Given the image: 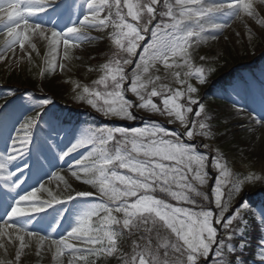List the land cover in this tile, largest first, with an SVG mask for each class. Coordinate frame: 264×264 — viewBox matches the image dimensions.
<instances>
[{"label": "snow or ice", "instance_id": "obj_1", "mask_svg": "<svg viewBox=\"0 0 264 264\" xmlns=\"http://www.w3.org/2000/svg\"><path fill=\"white\" fill-rule=\"evenodd\" d=\"M259 3L264 5V0H259ZM157 4L158 0H122V2L121 0H81L79 4L77 0H0V29L3 30L0 32L2 35L0 60L5 58L8 51H14L17 45L23 51L26 43L31 44L30 34H39L48 41L52 54L49 67L55 68V53L61 43L64 47V56L67 58L70 48L90 38L87 29H102L111 23L116 29L110 34L112 43L119 50L126 52L129 58L120 59L117 53L102 64L100 67L103 75L93 83L103 86L106 90L100 91L97 88L84 86L82 93H78L76 99L85 101L105 117L133 121L137 119L132 111L135 107L148 112L160 111L152 97L160 96L161 92L155 87L147 92L153 79L142 78L149 72L150 63L161 61L165 67L170 68L175 64L174 60L173 63H169L170 58L181 57L182 64L188 68L184 76L186 78L195 76L199 83L206 82V73L210 70L194 67L188 55L192 38H200L205 31L203 20L221 14L226 21L233 17L236 19L248 17L256 24L264 26V17L260 16V12L254 6V0H231L227 4L212 3L207 6L205 0H174V3L164 0V10L159 13H157ZM106 10L107 14L103 15ZM40 14L48 19H40ZM145 14L148 22L143 25L144 33L149 31V25L156 19L157 14L161 19L151 28L152 40L144 45L143 51L139 54L131 84L125 89L124 82L128 77L124 66L132 63L130 57L136 55L139 42L145 39L139 27ZM127 17L136 23L129 22ZM49 24L51 27L48 26ZM61 24L63 26L58 27ZM225 26V23L211 24V28L217 30ZM174 75L180 84L186 82L179 80V72ZM155 79L158 80L159 77ZM161 89L165 92L171 91L166 85H161ZM126 91L133 93L139 103L127 99ZM196 92L195 87L191 84L187 85V93ZM184 94L180 89L171 91L170 95L163 96L162 103L164 111L169 116H174L182 125L187 126L189 123L187 114L191 113L193 108L185 107L178 102ZM27 98L30 102L35 101L32 106L39 107L41 111L36 113L35 118L29 117L20 128L16 129L18 134L11 138V146L7 149V154L0 153V172L6 171L9 164L19 160L22 167H16V172L21 173L22 176L25 171L30 175L39 174L45 171V163H50L48 154L38 141L35 142L34 155L31 154V146L34 142L32 129L45 116L49 117L46 123L56 131L58 118L48 112V107L53 101L48 97L36 100L31 94H28ZM188 100L190 105H198L195 116H203V119L198 122V131H194L197 121H192L193 127H186L185 135L188 138L194 135L209 136L210 128L206 121L210 120L211 116L205 114V105L191 95L188 96ZM260 103L264 106V88L260 92ZM172 122L169 120V123ZM86 145H90L91 150L87 155L76 159L69 168L78 170L71 173L77 180L81 179V174L86 177L82 182L97 190L100 195L99 202H89L85 199L95 200L94 193L89 191H77L74 195H67L65 200H59L49 191L51 198L41 200L37 193L44 189L43 184L39 188L32 187L23 195L17 192L18 199L6 205L4 215L0 216V219L4 220V223L0 224V237H8L10 242L19 241V246L16 248L15 261L0 260V264H19L22 252L27 247L26 237L37 239V254L45 241L50 240V247L55 249L54 260L71 253L72 256L67 264H90V257H97L100 254L111 257L120 252L119 240L125 230L129 234L134 231L141 233L140 239L144 240L145 244L141 246L133 241L131 257L128 258L127 254L121 255L123 264H169L167 259L161 261L160 258V249L164 250L163 254L167 257L169 248L181 258L186 257V261L178 259L175 264H202L201 258L206 261L210 253H214L212 257L214 264H242L237 246L231 241L236 236H242V230L247 227L246 210L250 209V205L247 201H237L235 211L227 218L225 214L229 213L234 194L239 195L242 191V185L259 177L249 174L240 179L220 162V157H213L212 165L219 172L215 186L212 188L216 209L219 212L217 215L211 208L205 209L201 206L197 210L196 201L188 195V192L196 191L188 180L189 173H194L192 177L194 180L201 184L205 183L207 173L204 168L208 156L200 153L194 144L181 141L179 133L166 129L158 122L145 123L142 127L89 129L87 133L81 134L76 142L71 143L66 151H62L59 159L65 160ZM26 154L29 155L28 160H25ZM14 177L15 174L8 171L3 179L7 183ZM52 178L63 180V177L55 172L49 177ZM27 179L28 177H24L23 180L17 178L16 182L11 184V188L23 191L21 185ZM225 184H229L230 187L227 200H222L224 193L221 188ZM157 191L167 194L177 203L172 204L158 198L155 195ZM197 195L201 193L197 192ZM204 198L208 199L207 196ZM68 202L80 203L83 207L76 209L74 226L66 235L54 239L51 237V232L41 235L39 230L29 229L30 225L44 224L46 228L55 231L61 223L58 216L63 214L53 205H63ZM184 204L193 207L182 206ZM114 212L122 214L123 219L114 215ZM101 213L104 214L101 216ZM93 218L98 219V225ZM259 219L264 223V212L260 213ZM218 226L227 233L226 237L219 234ZM161 228L170 232L174 240L168 237L162 238L159 232ZM153 232L156 233V240L162 241L157 243L155 248ZM72 240H79L85 246L78 247L70 243ZM243 245L244 241L241 240L239 246L243 247ZM2 247L4 245L0 243V248ZM260 258L264 262V255ZM91 264H95V260H92Z\"/></svg>", "mask_w": 264, "mask_h": 264}, {"label": "rangeland", "instance_id": "obj_2", "mask_svg": "<svg viewBox=\"0 0 264 264\" xmlns=\"http://www.w3.org/2000/svg\"><path fill=\"white\" fill-rule=\"evenodd\" d=\"M254 6L256 7L257 11L260 12V16L264 17V11H261V9H264V5L259 3V0H254ZM218 17H221L223 15L217 14ZM40 18V17H39ZM161 18H159L156 23L160 21ZM221 20H224L225 23H227L229 20H225V18H221ZM229 22L230 28L227 30H220V31H213L210 34L219 36L218 41L210 42L208 44H205L208 37L204 33L201 34L200 38H192L190 41V47H189V59L194 67H203L206 70H210L206 73V82L207 79L211 76V73L214 71H221L225 70V65L229 62H231L233 59L241 58V57H250L251 54L254 51L255 43L254 41L259 38L260 40H264V26L256 24L254 20L248 17H242L241 19H236L233 17ZM148 22V17L146 16L142 21L141 31H143V25ZM155 23V24H156ZM154 24V25H155ZM247 25V26H246ZM229 26V24H228ZM3 30L0 29V32ZM50 33H47L49 35ZM208 34V35H210ZM0 39H2V35H0ZM31 44L26 43L25 49L23 51L20 50L19 46L17 45L16 49L14 51H8L5 55V58L2 61L5 64L4 70H1V72L4 71V77L7 75H11L13 78H16L17 75L20 74L19 68L22 61V58H25V50L28 47H34L39 51H43L46 54V63L49 65V62L51 61V53L50 48L48 45V41L44 38H41L39 34H30ZM126 46V42H125ZM117 49V48H114ZM118 51H121L118 49ZM123 53V51H121ZM56 55V61H55V71L61 70V75L67 80H70V84L64 83V87L58 89L59 95L57 96L59 101L68 102V101H77L78 103L87 104L85 101L76 99V96L78 93H82L84 86H78L74 82V76L68 74L66 71H64L65 67H68L69 65L72 67L74 73H76L78 70L75 69L73 65V56L71 57L69 51H68V57L65 58L64 56V47L63 44L59 46L57 49ZM70 55V56H69ZM203 58V59H202ZM173 60L175 61V64L173 67H165L163 62L156 61L154 63H150L149 67H151V64H154L157 66V68L162 72V77L159 82H156V79L154 77H151L153 79V83L150 84L147 88V92H150L153 87H155L158 91L161 93H167V95L171 94V91H175L177 89H180L185 94V98L182 96L179 98L178 102L183 104L185 107H192L198 108V105H190L188 96L191 95L192 98L198 99L199 102H202V98L200 95L197 96V93L201 90V88L206 84L199 83L197 78L195 76L185 77L184 73L188 71V68L186 65H183L181 62V57H175L170 58L169 63H173ZM63 64V68H61L59 63ZM69 63V65H68ZM179 65V66H177ZM176 72L180 73L179 80H185L186 82L182 85L178 82L177 77L174 75ZM79 75L84 76L85 78H88L89 80H93L88 86L89 88H97V90L105 91L106 89L103 86L95 85L93 82L98 80L99 78H94L93 74L88 71L81 70L79 72ZM4 81V78H2ZM233 81V80H232ZM231 81V82H232ZM8 83H12V81H4ZM125 84V83H124ZM191 84L193 87L197 89L196 93L189 94L187 93V85ZM161 85H166L168 89H170V92H165L161 89ZM239 87L236 82L230 85L227 90L228 92L233 95L235 98L234 101L237 103L232 102L231 100H226V105H222L221 108H225L228 114L220 119V124L228 123L227 128H224V137L220 140L218 136H215V134H211V132L214 130L210 128V135L209 136H201V135H194L192 138H186L188 140L190 139H196V140H203L204 143H201L202 145L200 148L203 150L209 152H212V158L213 157H220L221 163L224 164L227 169L237 175L240 179H243L244 177L248 176L249 174H252L255 177H259L258 179H253L251 181H246L242 185V192H240L239 195L234 194V198L231 200L230 207H229V213H226L225 216H227L235 211V206H237V201H240L241 194L245 193V188H248L247 186H250V189L248 191H251V189H254L260 185H264V120H259L260 123H258V120H254L253 118L250 119L249 115L246 113V110L241 109L243 105H241V101L237 98V93L239 92ZM110 90V89H107ZM146 94V93H145ZM153 101L157 103L160 99V96L152 97ZM187 100V101H186ZM203 104L205 105V114H210L212 117L210 120L206 121V123H210L215 114V111L213 109L208 110V103L206 101H203ZM229 104V105H228ZM88 105V104H87ZM230 106V107H229ZM245 109V108H244ZM242 111V112H241ZM96 112V111H95ZM248 113L253 116L254 114ZM192 112L187 114V119L189 121V118L192 116ZM166 121L163 119H158L156 122L160 123L161 125L164 124V121L169 125L172 126V128L180 129V131L183 130L185 125H182L179 120H176L174 116H169L167 112L163 114V116ZM203 119L202 117H196L192 121H197L196 128L194 131H198V122ZM169 120L173 121L172 123H169ZM126 123H132L133 121H127ZM193 127V125H192ZM248 127V128H246ZM92 128H96V125L94 124ZM166 128V127H165ZM247 129L248 133L244 135L243 138H239L240 134L239 131H242ZM220 132V129H219ZM180 139V138H179ZM242 141V143H240ZM223 143V144H222ZM222 144V146H221ZM207 145V147H205ZM223 149L227 150V153L223 151ZM90 151V150H89ZM86 151V154L89 152ZM85 152H82V155H84ZM228 160V161H227ZM227 161V162H226ZM211 165H212V159H211ZM194 166V165H193ZM212 168L216 174V177L219 175V172L216 168ZM72 171H78L75 168H72L67 171H62V174H65L67 177V180L65 179L64 183H61L59 181L53 180L54 188L52 189V193L56 194L55 188L59 189L61 192H65L66 188L73 187L76 185L78 181H76V177L72 176ZM204 171L207 173V167L205 163ZM193 177V176H192ZM189 178V182L193 185V187L196 189L195 192H188V195L196 201V207L197 210H199V207H204L205 209L211 208V204H215V198H209L210 195H208V184L210 181V176L206 175V180L204 184L199 183L198 181L194 180L193 178ZM231 179V177L229 178ZM215 179L213 181V187L215 186ZM230 187L229 184H225L222 186L221 191L224 193L222 196V200H227L228 192H224L223 189ZM244 188V189H243ZM197 192L201 193V195H197ZM212 193V192H211ZM155 195L158 198L165 199L169 203L176 204L177 202L172 200L171 197L167 196V194L160 193L157 191ZM207 196L208 199H205L204 197ZM50 197L48 194H45L41 198V200H49ZM182 206L186 207H193V205H187L184 204ZM255 212L256 217H260V213L264 212V208L257 210L256 208L253 209ZM216 214L218 215L219 212L216 209ZM118 218L121 220L123 219L122 214L115 213ZM122 227V225L120 226ZM219 227V234L221 236L226 237L227 233H225L224 229L221 226ZM263 229V227H262ZM12 231V230H8ZM160 236L162 238L168 237L169 239H173L174 237L171 236L170 232L159 229ZM249 232L254 234V229H250ZM141 233L139 232H133L132 234H129L126 230L123 232L120 240L119 245L121 251L115 254L114 260L112 264H123V260L121 259L122 254H126V251L129 252L128 258L131 257L133 254V241H136L138 244L143 246L145 244L144 240L140 239ZM263 237V236H262ZM8 238V237H7ZM54 239H59L60 236L53 237ZM153 238V247L155 248L157 243H160L162 241L156 240V233H152ZM2 239V238H1ZM14 239V238H13ZM260 237H255V242L260 245H264L261 242ZM6 244H3L4 247L0 248V260L9 261L12 260L11 257L15 259V252L16 248L19 246V241L10 242L9 239L6 240ZM1 242V241H0ZM4 242V241H3ZM128 243V246L124 248L123 243ZM70 243H73V240L70 241ZM25 244L27 247L23 250L21 259L19 264H45L48 260L51 261V263H54L56 261L57 264H67L68 259L71 258V253H66V255L62 258H58L56 260L53 259V252L55 251L54 248L50 247V241L45 242L44 245L41 247L43 250L40 251L41 255H37V239L35 238H25ZM259 249L257 252H260L264 248L256 247ZM34 253H33V250ZM138 250V249H137ZM34 255H31V254ZM164 250L160 249V258L161 261L167 259L169 261V264H175V261L178 259H184L186 261V257L181 258L179 254L173 252L171 248L168 249V256H164ZM112 257V256H111ZM15 261V260H14ZM50 263V264H51ZM261 264V263H260Z\"/></svg>", "mask_w": 264, "mask_h": 264}]
</instances>
